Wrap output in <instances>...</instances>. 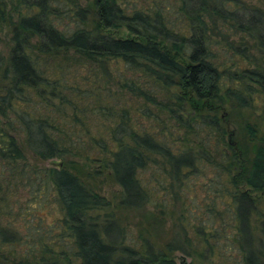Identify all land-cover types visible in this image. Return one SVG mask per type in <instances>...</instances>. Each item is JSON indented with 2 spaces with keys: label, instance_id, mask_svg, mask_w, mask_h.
Masks as SVG:
<instances>
[{
  "label": "trees",
  "instance_id": "16d2710c",
  "mask_svg": "<svg viewBox=\"0 0 264 264\" xmlns=\"http://www.w3.org/2000/svg\"><path fill=\"white\" fill-rule=\"evenodd\" d=\"M133 2L0 0V264H264V0ZM199 187L211 227L190 235Z\"/></svg>",
  "mask_w": 264,
  "mask_h": 264
},
{
  "label": "rangeland",
  "instance_id": "374dc122",
  "mask_svg": "<svg viewBox=\"0 0 264 264\" xmlns=\"http://www.w3.org/2000/svg\"><path fill=\"white\" fill-rule=\"evenodd\" d=\"M126 1H129V2H132V1H135L133 3H136L137 6H147L149 5V3L151 2V0H126ZM247 1H251V0H247ZM169 4L172 3V0H169L168 2ZM61 26V25H59ZM6 44H7V38L4 34L1 33L0 35V51L2 53H5L6 51ZM123 66L119 63L117 65H113L111 66V69H112V76L113 77H118L119 76V73L120 71L122 70ZM86 73V68L85 67H82L80 66L79 67V70H78V75H85ZM101 76V74H99ZM114 83V82H113ZM110 85L111 89L113 91H117L119 92L120 90L118 89L119 86L118 85H115L114 84H107V86ZM82 88H86V87H82ZM88 93V92H87ZM87 93H85L87 95ZM122 96H125V98L128 100L129 99V96L123 91L121 93ZM84 96V94H83ZM76 99V104L78 107H82V106H85V103L88 102L89 100H91V98H75ZM67 112H68V115H71L72 113V108L70 106L67 107ZM79 112V111H77ZM84 114H88L90 115V113L88 112V110H86L85 112H83ZM83 113H80L79 114H83ZM92 115V114H91ZM93 115H92V120L88 121L90 126H94L96 125V121L93 119ZM108 122V121H106ZM142 122V125H147L149 123H152V121H148L146 119H142L141 120ZM141 126V125H140ZM139 128V127H138ZM94 129L95 128H91L92 132H94ZM236 141H232V143L234 144ZM32 161V160H31ZM30 161V163H31ZM59 160L57 158H53L51 160H47V161H43V162H37L38 165L40 166H54V164L56 162H58ZM34 162V161H32ZM212 176V170H205V173L203 175V178H198V183L199 184H202V183H205V185L208 183V178ZM15 182L17 184L18 181L16 180L15 178ZM206 188V187H205ZM102 193L105 194V196L112 200V202H115L118 198V196L120 195V188L119 186H117L116 184H114L112 181L110 182H106L103 186H102ZM191 196H194L195 197V201H193L192 203L193 204H190L189 205V210L191 211V218L190 219V227L188 228V233L190 235L193 234L194 232V227L195 226H200V225H204L206 227V229L210 228L211 225L208 224L207 222V213L205 212L204 208L202 205L204 204L205 202V198L208 196V194H206V192L204 191V188H198L197 189V192L196 194L195 193H190ZM14 196H16V199L18 200V203H24L25 201L29 200V197L30 196V192H29V187L27 186H22V185H17V190L16 192L14 193ZM197 196V197H196ZM212 197V195H211ZM207 199V198H206ZM48 201H49V209H45V212L46 214H48V212H51L53 209L55 210L54 208V202H53V197L52 196H49L48 197ZM206 203H208V201H206ZM200 206V207H199ZM219 210L222 209L221 205L218 206ZM149 209L151 208H148L146 209L147 211L151 212ZM146 210H142V211H127L126 213H123L121 214V217L123 216H127L128 217V221L131 222V223H136L137 221L139 220H142V218L144 217H149L148 213L146 212ZM15 212V211H14ZM53 212V211H52ZM49 215V217L46 219V221H51V218H52V213ZM198 217H194V216H197ZM10 218L11 216H2L0 217V223L2 225H8V223H10ZM12 220L15 221V224L19 227L18 229H21V225L23 223V221L20 220V217L19 216H16V217H12ZM125 220H126V217L125 219H123V223H125ZM133 226V225H131ZM223 224L221 222V220H217L212 227H215L219 232L223 233H227V234H232L234 233V227L233 226H225L223 228ZM130 229L132 230V232L134 234H136V229L134 227H130ZM165 229L167 231V233H161L160 234V231H159V235H160V238H156L155 241L157 243H162L164 241H166L167 238H172L174 236V233L176 231V225H175V222L172 221V220H169L167 221L166 225H165ZM20 231V232H21ZM224 240L223 239H220V245L222 246L224 244ZM231 253L233 254V257L235 258L236 256V251L233 249L231 251ZM237 257V256H236ZM172 258L174 259L175 263L176 264H198L197 263V257L193 256V255H190V254H187V253H182L180 251H175L173 254H172ZM229 264H235L233 263V260L229 261Z\"/></svg>",
  "mask_w": 264,
  "mask_h": 264
}]
</instances>
